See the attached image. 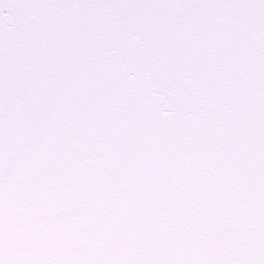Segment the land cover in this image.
<instances>
[{"label":"snow or ice","instance_id":"obj_1","mask_svg":"<svg viewBox=\"0 0 264 264\" xmlns=\"http://www.w3.org/2000/svg\"><path fill=\"white\" fill-rule=\"evenodd\" d=\"M0 264H264V0H0Z\"/></svg>","mask_w":264,"mask_h":264}]
</instances>
